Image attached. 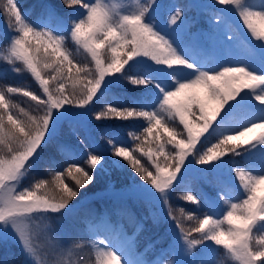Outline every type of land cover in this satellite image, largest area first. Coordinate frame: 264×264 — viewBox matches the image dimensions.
<instances>
[{
    "label": "snow or ice",
    "instance_id": "1",
    "mask_svg": "<svg viewBox=\"0 0 264 264\" xmlns=\"http://www.w3.org/2000/svg\"><path fill=\"white\" fill-rule=\"evenodd\" d=\"M64 5L73 9L67 18L54 5L33 18L19 0H0L6 24L0 81L10 66L38 86L0 83V244L17 243L23 264H80L86 244L95 264H225L220 249L233 264H264V0H214L212 7H224L212 23L216 30L223 25L224 43L234 50L226 60L201 39L207 33L190 31L193 21L178 5L167 13L159 0ZM67 40L86 63L76 60ZM125 82L136 95L113 94ZM18 93L35 102L31 110L14 101ZM97 104L101 109L93 114ZM85 114L100 122L128 121L126 135L106 128L105 144L95 143L100 130L83 121ZM65 126L80 145L91 140V146L81 152L70 139L57 140ZM50 145L55 170L29 179ZM56 153L73 162L60 163ZM109 163L130 167L145 182L133 178L129 191L153 207L154 222L170 224L166 245L137 251L135 235L113 225L108 212L88 221L87 240H65L57 232L80 190ZM177 189V198L207 211L196 215L177 206L174 215ZM184 220L194 223L186 228ZM37 222L53 239L50 250L36 242ZM99 224L106 227L103 238Z\"/></svg>",
    "mask_w": 264,
    "mask_h": 264
},
{
    "label": "rangeland",
    "instance_id": "2",
    "mask_svg": "<svg viewBox=\"0 0 264 264\" xmlns=\"http://www.w3.org/2000/svg\"><path fill=\"white\" fill-rule=\"evenodd\" d=\"M159 2L161 4L162 13H167L168 9L175 5H178L182 9H184L186 18L193 21L190 31L193 33H207V39L205 40L204 37H201V39L204 40L206 44L213 45L216 49L217 55H219L221 58L226 60L230 57V55L233 54L234 50L229 49L224 43L223 25L220 26L219 30H216V26L212 23V18L216 14L218 8L224 6H217L215 8L212 7L214 0H159ZM19 3L20 5H22V10L27 9L32 13L33 18H35V16L40 13L45 5H54L60 12V14L65 18H67L73 12V9L67 8L65 7V5H63L64 0H19ZM160 19L163 22L164 16L161 15ZM231 23L239 30L242 36H248L240 20L232 18ZM5 28V17L3 14H0V48H2L6 43ZM65 35L67 36L66 32ZM66 44L67 47L72 50L73 56L77 61L81 63L87 62L82 50H78L73 45L71 40H67ZM17 66L22 67V65L19 64ZM8 68L9 70L7 73V79L0 81V83L12 86L15 85L17 87H22L25 90H37L38 86L30 76V74H28L27 72L16 74L11 72L10 66H8ZM19 94L20 98L23 100V105H25L23 107L31 109V105L35 102H30L29 98L24 97L21 93ZM113 94L119 95L123 98H130L136 95V92L133 89L129 88L127 86V82H125L124 87L114 89ZM113 94H110L108 96L107 99L109 102H112ZM100 109L101 105L97 104L93 109V114L100 111ZM82 119L85 123L88 124L90 128L100 130L94 133V142L100 145H104L106 142V137L102 134L104 129L108 128L114 131H118L120 135L124 136L126 135V128L129 123L128 121L118 120H106L103 122L95 121L94 118L88 114H85ZM255 134L257 133L249 134V136L242 139H249L252 135ZM69 139L71 143L74 144L76 148L81 152L85 151L93 143V141L91 140H86L84 145H80L74 137H70L68 128L67 126H65L61 134L57 137V140ZM48 149H46L45 154L39 160H37L34 168L30 173L29 179L38 178L39 176L43 175L45 169H47L45 164L47 163V161H49ZM134 155H137L139 157L140 154L134 153ZM140 158L142 163H144V161L147 159L146 157ZM125 168V172L121 179H113V182L106 185L103 190L92 191L90 193L82 192V194H80L77 198L78 200L74 201L76 208L73 210V212L65 216L61 222L56 224L57 232L63 233L65 236V240L79 238H83L85 240L88 239V237L84 235L88 222L84 223L82 221V219L79 217L80 212L82 214H85V216L90 218V220L94 221H98L99 217L105 214V212H108L111 215V222L113 225L118 226L122 224L124 231L129 236L135 235L137 251L143 253L145 248L150 244H157V247H160L162 245L157 243L160 241L163 242V245H166L168 243V241L171 239L170 224L163 220L154 222L153 207L144 199L136 198L130 194L129 186L132 184L133 178H135L137 183L145 182H143L131 168H128L127 166H125ZM25 183H27V181H25ZM204 187L205 190H209L207 186ZM179 193L180 189H177V194H174L171 199L172 211L174 215L179 216V208L177 206L192 211L196 215H201L202 211H207V208L201 209L200 206L177 198ZM115 209L120 210L119 216L115 214ZM159 211L163 212V209L160 208ZM183 223L187 228L192 226L194 221L188 222L184 220ZM138 225H142V229L139 231L137 230ZM99 231L101 233V238H103L104 234H107L104 224H99ZM36 232V242L42 245L45 250H50L53 239L45 230L43 222H37ZM196 251H198V249ZM150 256L151 253H148L146 258H150ZM78 258L80 260V264H95V254L93 250L87 246V244L82 250L79 251ZM221 259L225 260V264H233V261L227 259L225 255ZM23 260L24 257L17 243L10 240L8 242L0 244V264H23Z\"/></svg>",
    "mask_w": 264,
    "mask_h": 264
},
{
    "label": "trees",
    "instance_id": "3",
    "mask_svg": "<svg viewBox=\"0 0 264 264\" xmlns=\"http://www.w3.org/2000/svg\"><path fill=\"white\" fill-rule=\"evenodd\" d=\"M56 1H58V0H56ZM63 5H64V3H63ZM13 86H15V85H13ZM12 98L21 107L25 106V105H23V100L20 98V94L19 93L18 94H14ZM26 109H28V108H26ZM29 110H31V109H29ZM48 150H49V154L52 153L53 152V147L50 145ZM55 159L57 161H59L60 163H63V164H67V163L73 162V161L66 160V158L64 156H61L59 153L55 154ZM76 162H80V161H76ZM46 166L48 168H52V170H55V166L52 164V162L50 160L47 161ZM128 168H130V167H128ZM125 169H126L125 167H115V166L111 165V163H109L107 170L105 172H103V173H100L97 176V179L95 180L94 186L91 187L90 189H87V187H86V188L80 190V194H82V192H89L90 193L92 191L103 190V188H105L106 185H108L109 183L113 182V179H117V178L121 179L123 174H124V172H125ZM34 176H36V175H34ZM42 176H44V173H43V175H41L39 177H42ZM66 182L74 183V182L70 181V178ZM77 198H75L72 201V203H74L75 200H78ZM91 202H96V201H91ZM79 217L82 219V221L84 223H86L88 221V218L85 216V214H82L81 212L79 213ZM223 256H224V250L220 249V258H222Z\"/></svg>",
    "mask_w": 264,
    "mask_h": 264
},
{
    "label": "bare ground",
    "instance_id": "4",
    "mask_svg": "<svg viewBox=\"0 0 264 264\" xmlns=\"http://www.w3.org/2000/svg\"><path fill=\"white\" fill-rule=\"evenodd\" d=\"M94 184H95V181H94V183H92V184L88 185V186H87V189H90L91 187H93V186H94ZM73 204H74V203H73Z\"/></svg>",
    "mask_w": 264,
    "mask_h": 264
}]
</instances>
